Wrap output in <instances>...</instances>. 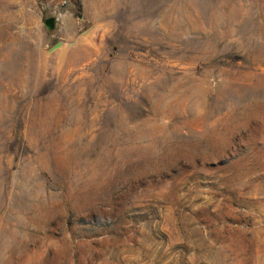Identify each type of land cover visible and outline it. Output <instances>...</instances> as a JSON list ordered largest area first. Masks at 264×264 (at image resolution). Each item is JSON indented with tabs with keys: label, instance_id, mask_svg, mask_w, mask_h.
I'll use <instances>...</instances> for the list:
<instances>
[{
	"label": "rangeland",
	"instance_id": "374dc122",
	"mask_svg": "<svg viewBox=\"0 0 264 264\" xmlns=\"http://www.w3.org/2000/svg\"><path fill=\"white\" fill-rule=\"evenodd\" d=\"M70 1L0 0V264H264V0Z\"/></svg>",
	"mask_w": 264,
	"mask_h": 264
},
{
	"label": "built area",
	"instance_id": "2783aa9c",
	"mask_svg": "<svg viewBox=\"0 0 264 264\" xmlns=\"http://www.w3.org/2000/svg\"><path fill=\"white\" fill-rule=\"evenodd\" d=\"M70 5H72L70 0H55L52 9V16L56 18V23L61 19L63 15L62 9L68 8Z\"/></svg>",
	"mask_w": 264,
	"mask_h": 264
},
{
	"label": "water",
	"instance_id": "95a60500",
	"mask_svg": "<svg viewBox=\"0 0 264 264\" xmlns=\"http://www.w3.org/2000/svg\"><path fill=\"white\" fill-rule=\"evenodd\" d=\"M45 24H46V26H47L48 29H50V30L55 29L56 24H57L56 23V18L54 16H50V17L46 18L45 19ZM58 46H59V44L56 45L54 48H56Z\"/></svg>",
	"mask_w": 264,
	"mask_h": 264
},
{
	"label": "trees",
	"instance_id": "16d2710c",
	"mask_svg": "<svg viewBox=\"0 0 264 264\" xmlns=\"http://www.w3.org/2000/svg\"><path fill=\"white\" fill-rule=\"evenodd\" d=\"M74 1V3L76 4V14L78 15H80L81 14V12H82V7H81V4H80V2H79V0H73Z\"/></svg>",
	"mask_w": 264,
	"mask_h": 264
}]
</instances>
